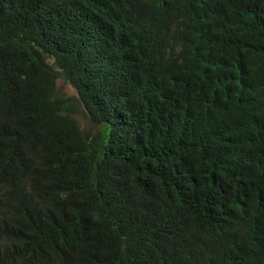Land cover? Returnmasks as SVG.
Instances as JSON below:
<instances>
[{"label": "trees", "instance_id": "16d2710c", "mask_svg": "<svg viewBox=\"0 0 264 264\" xmlns=\"http://www.w3.org/2000/svg\"><path fill=\"white\" fill-rule=\"evenodd\" d=\"M0 264H264V0H0Z\"/></svg>", "mask_w": 264, "mask_h": 264}, {"label": "rangeland", "instance_id": "374dc122", "mask_svg": "<svg viewBox=\"0 0 264 264\" xmlns=\"http://www.w3.org/2000/svg\"><path fill=\"white\" fill-rule=\"evenodd\" d=\"M57 84L62 97H72L77 95L76 90L72 87V85L63 82V80H59ZM77 119L83 127L88 123V120L85 116H83V114L77 115Z\"/></svg>", "mask_w": 264, "mask_h": 264}]
</instances>
